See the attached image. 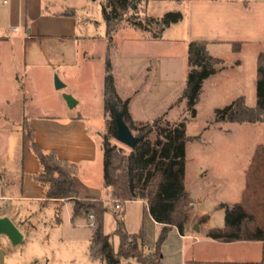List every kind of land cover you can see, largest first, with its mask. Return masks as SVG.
Segmentation results:
<instances>
[{"label":"crops","instance_id":"1","mask_svg":"<svg viewBox=\"0 0 264 264\" xmlns=\"http://www.w3.org/2000/svg\"><path fill=\"white\" fill-rule=\"evenodd\" d=\"M242 1L145 0V12L151 18L162 17L148 14V9L152 4L174 5V7L184 9L183 19L164 31L174 26H183L181 30L184 35V44L187 45L188 69L181 96L186 87L189 72V44L197 40L208 41L209 53L221 59L218 55L212 54L211 47L224 42L219 37L235 27L242 14ZM77 10L76 0H7L5 5L0 0V218H9L19 228L24 236L21 244L32 242L39 245L42 250L41 254L30 258L32 264H103L90 257L89 246L92 232L87 234L86 246L81 244L83 234L81 227L61 228L57 226L48 230L59 234L57 253L51 248L47 250V247L53 246L50 236L40 241L34 236V232L38 230L34 224V218L39 217V222L45 225L46 217L57 216L61 210H66L68 216L72 218V204L60 199L48 200L45 189L33 179V176L40 172L41 167L31 149L30 131L33 132L34 142L42 150L55 151L61 159L77 164L78 173L74 181L78 189V199L91 198L107 201L109 198L103 186L102 136L106 131L104 83L103 88L98 89V99L101 105L99 114L92 115L93 118L82 108L75 113L70 112L80 107L85 100L80 89H70L66 92L77 101L73 109L68 108L62 95L55 93V91H62L55 87V75H59L60 81L67 88L69 82L62 69L77 67L82 59L81 44L96 39V36L82 34L83 21ZM88 21L92 23L89 19L85 20V22ZM14 28H19L20 31L13 32ZM123 30L139 32L135 38L124 40L125 54L122 66L127 72L130 83L142 77L143 85L130 94H124L119 90L112 66L116 90L123 100H129L132 119L138 123H146L138 120L137 117L146 113L151 107V101L148 99L137 101L135 98L137 93L149 79L154 82L153 90L167 88L168 84L173 83L172 77L167 75L171 71L165 74V77L162 76L163 54L155 49L157 45L155 42L163 41V34L160 38H154L151 29L150 31L142 30L130 24L119 27L111 36H108L106 28L105 62L108 52L111 53L110 48L113 47V41ZM236 65L239 66L240 62ZM228 76L225 71L217 70L216 74L204 82L203 87L210 82L208 80L219 77L225 80ZM255 82L257 86V66ZM181 96L177 98L175 104L182 103L179 102ZM51 99L56 100L59 109H48ZM88 120L95 122L94 128L89 126ZM222 128L218 129L222 131ZM198 141L188 143L187 153L189 144ZM188 175L187 159L185 184L188 206L191 209L189 221L183 233H180L177 228H172L162 247L161 264L260 262L264 255V244L261 241L213 240L206 236V231L224 227V211L221 210L224 213L223 217L216 218L215 216L216 212L220 211L218 206L238 203L245 184L242 186L240 183L237 187L225 185L226 187L222 190V182H213V188L216 191L215 201L212 203L213 210L203 212L204 210L199 206L206 208L204 205L209 196L206 187L212 185L204 183L206 187L202 189L196 188L193 184L189 186ZM131 206H135L133 213L138 215V224L134 230L127 229L128 232L137 233L143 228L145 246L154 250L162 225L152 218L146 203L137 200L122 206L126 228L132 212ZM140 206L143 208L142 213H140ZM206 216H208L207 220L201 222ZM82 220L85 221V219ZM118 244L119 239L116 246ZM13 246L7 236L0 235V264H3L4 260L8 261V251Z\"/></svg>","mask_w":264,"mask_h":264},{"label":"trees","instance_id":"2","mask_svg":"<svg viewBox=\"0 0 264 264\" xmlns=\"http://www.w3.org/2000/svg\"><path fill=\"white\" fill-rule=\"evenodd\" d=\"M137 0H104L102 16L107 35L111 36L123 21L124 14L137 8ZM183 19L182 12H168L160 18H149L146 23L132 21L131 25L150 31L156 24L158 31L154 38H160L165 29ZM209 42L193 41L188 46L189 72L186 87L179 102L187 100L192 118L197 116L196 105L204 82L216 74L222 60L209 53ZM240 49V47H239ZM257 102L254 107L247 105L245 97L237 98L231 105L215 111L217 123H262L264 124V51L257 59ZM104 110L106 132L102 136L104 189L110 200L125 203L142 200L146 203L152 218L160 225L156 247L145 246L144 230L129 233L122 210L115 211L116 230L113 235L104 231L105 214L109 211L106 201L78 199L74 181L78 173L75 163L61 159L55 151H44L29 132L31 149L40 163V172L33 179L46 192L48 200L60 199L72 204V222L94 216L89 254L92 260L103 264H161L162 247L172 228L183 233L189 221L190 207L185 184L187 166V145L198 137L187 135L186 123L171 125L164 117L152 122H135L129 111V100H123L115 85L110 52L106 58L104 81ZM122 114L138 143L130 148L117 141L116 114ZM219 210L225 213L224 227L206 231L213 240L261 241L264 244V144L255 148L245 172V188L241 200L234 204H221ZM59 214V213H58ZM208 216L201 222H205ZM60 221V220H59ZM58 221V222H59ZM114 237L119 239L115 245ZM264 264V255L257 263Z\"/></svg>","mask_w":264,"mask_h":264},{"label":"rangeland","instance_id":"3","mask_svg":"<svg viewBox=\"0 0 264 264\" xmlns=\"http://www.w3.org/2000/svg\"><path fill=\"white\" fill-rule=\"evenodd\" d=\"M103 2L104 0H76L77 13L81 21H83L82 34L85 36H96V39L88 40L81 44L83 52L79 65L75 68L67 67L62 69V72H65L69 86L61 89L62 91H55V93L62 95L64 98V95L70 89H80L85 100L80 107L70 112L75 113L82 108L92 118L99 114L101 107L98 99V89L103 88L106 66V28L101 7ZM242 2V14L237 20L235 27H232L233 29H229L226 34L219 37L224 42H219L211 47L212 54L218 55L223 60L217 70L225 71L229 75L228 80L219 77L208 80L210 82L207 81L208 84L202 87L203 89L200 92L196 105L197 116L195 118L191 116L187 100L175 104L177 98L181 96L188 69L187 45L184 44V35L181 30L183 26L172 27L163 33V41L155 42L157 44L155 49L163 54V63H161L162 76L165 77V74L171 71L167 75L172 77L173 83L168 84L167 88L163 87L153 90L154 82L149 79L135 97L140 102L143 99L151 101V107L143 115H138V120L149 122L164 117V120L171 125L185 122L187 135L198 137V142L189 144L187 153L188 185L191 186L193 184L196 188L202 189L206 187L204 183L205 185L206 183H211L212 186L206 187L209 196L204 208L206 207L207 209H203L201 205L199 206L200 209L204 210L203 212H211L213 210L212 203H214V196L216 195L213 182H222V190L230 185L237 187L240 183L244 186L245 171L255 148L260 144H264V124L262 123L236 124L215 122V111L231 105L239 97H245L247 105L250 107H254L257 102L255 76L257 57L264 51V0H243ZM136 3L137 8H131L124 14L123 21L119 27L130 25L132 21L146 23V20L151 18L146 15L145 0H137ZM178 11L184 13L182 7L152 4L148 9V14L151 16H163L168 12ZM86 19L91 20L92 23L90 21L85 22ZM150 26L152 33L159 29L154 23ZM137 35H139L138 31L123 30L119 32L117 38L113 41V47L110 48V58L114 68L113 73L116 76L119 90L124 94H130L135 89H140L143 85L141 82L142 77L136 82L130 83L127 78V72L123 70L122 66L125 54L123 42L125 39L135 38ZM231 41H234V43H230ZM238 62H240L239 66L236 65ZM56 78L60 80L58 74L55 75L54 81ZM55 101L51 99V105L48 109H59L58 103ZM106 117L109 118L108 115ZM88 124L91 128H94L95 122L88 120ZM219 127H223L222 131L218 129ZM203 177H205L204 180L202 179ZM106 203L109 211L105 214L104 231L106 234L113 235L117 226L114 215L116 210L110 198H108ZM134 207H130L132 212L128 219L127 229L129 230H134L136 224H138V215L133 213ZM139 209L140 213H142L143 208ZM122 212H124V209ZM215 216L216 218L219 216L223 217L224 213L220 210L216 212ZM46 218L44 221L45 225L39 222V217L34 218V224L38 228L34 232V236L39 241L50 236L53 246L47 247L48 251L51 248L55 253L58 252L59 242L57 239L59 234L48 231L50 228L57 226L61 228L81 227L83 234L80 242L83 246H86L87 234L92 232V227L90 226L92 220L90 217H87L85 221L78 219L72 222L67 211L61 210L57 216L52 215L51 218ZM114 242L117 245V237H114ZM41 251L39 245L32 242L13 246L8 251V261L5 262L4 260L3 264H32V259L30 258L41 254Z\"/></svg>","mask_w":264,"mask_h":264},{"label":"water","instance_id":"4","mask_svg":"<svg viewBox=\"0 0 264 264\" xmlns=\"http://www.w3.org/2000/svg\"><path fill=\"white\" fill-rule=\"evenodd\" d=\"M55 87L57 90H61L65 88V85L58 78H56ZM64 99L68 107L71 109H73L77 104V101L71 95L65 94ZM116 124L117 141L123 145L133 148L138 143V138L134 136L128 125L124 122L120 112H117L116 114ZM0 235L7 236L14 246L21 244L24 238L19 228L7 217L0 218Z\"/></svg>","mask_w":264,"mask_h":264},{"label":"built area","instance_id":"5","mask_svg":"<svg viewBox=\"0 0 264 264\" xmlns=\"http://www.w3.org/2000/svg\"><path fill=\"white\" fill-rule=\"evenodd\" d=\"M2 4L3 5L7 4V0H2ZM19 31H20L19 28H14L13 29V32H19ZM113 205H114L116 211L122 210V205H121V203L119 201L114 200L113 201ZM90 219L92 220V222L90 223V226L93 227L94 226V223H93L94 216L93 215H90Z\"/></svg>","mask_w":264,"mask_h":264}]
</instances>
